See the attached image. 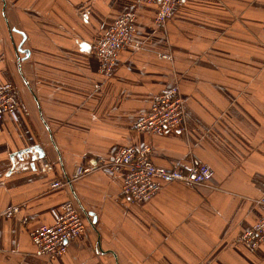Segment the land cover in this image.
Returning <instances> with one entry per match:
<instances>
[{
    "label": "crops",
    "instance_id": "0c3cea01",
    "mask_svg": "<svg viewBox=\"0 0 264 264\" xmlns=\"http://www.w3.org/2000/svg\"><path fill=\"white\" fill-rule=\"evenodd\" d=\"M157 8L0 0V86L17 104L0 119V264H264V243L238 240L264 197V0H180L162 26ZM123 11L135 17L132 44L105 77L92 47ZM174 86L185 128L134 129L153 96ZM145 145L156 166L208 165L207 183L172 181L136 203L121 193L124 169L75 175ZM55 179L65 185L52 189ZM68 200L84 231L63 255L36 253L30 231L52 224Z\"/></svg>",
    "mask_w": 264,
    "mask_h": 264
},
{
    "label": "built area",
    "instance_id": "2783aa9c",
    "mask_svg": "<svg viewBox=\"0 0 264 264\" xmlns=\"http://www.w3.org/2000/svg\"><path fill=\"white\" fill-rule=\"evenodd\" d=\"M146 3L157 1L158 8L155 14V23L164 25L171 17L180 0H141ZM134 14L131 11L121 12L113 24L100 32L92 51L99 60V73L108 77L113 71L119 51L132 44ZM138 47V44H134ZM17 104L14 101L9 84L0 86V119L5 113H14ZM186 112L183 99L177 86L162 91L153 96L149 113L138 118L134 129L152 134H163L171 131H180L185 128ZM151 148L145 145L141 148L132 146L121 147L112 161L100 162L93 166L79 165L76 177L85 175L94 170H102L109 175L124 169L121 181V193L131 202L141 203L150 199L165 183L183 181L193 185H205L211 174L210 167L202 163H193L188 167L175 166L165 168L156 166L150 159ZM43 171L52 169L49 161H42ZM65 185V181L55 179L51 183L52 189ZM262 205V214L253 227L242 233L238 240L251 248H258L264 243V197L259 200ZM258 202V203H259ZM18 207H10L5 211L7 215H14ZM85 229V220L78 206L73 200L60 205L55 212L54 222L50 225L42 224L29 233L36 253L51 258L63 255L67 251L68 242L82 233Z\"/></svg>",
    "mask_w": 264,
    "mask_h": 264
},
{
    "label": "water",
    "instance_id": "95a60500",
    "mask_svg": "<svg viewBox=\"0 0 264 264\" xmlns=\"http://www.w3.org/2000/svg\"><path fill=\"white\" fill-rule=\"evenodd\" d=\"M19 51H21V49H20V47H19V49H18ZM25 52V51H24ZM29 151H31L30 149H29ZM21 154V151L20 152H17V153H15V155L16 156H20V158L22 157V155H20ZM39 157H44V155H43V153L42 152H40L39 151ZM33 158V157H32Z\"/></svg>",
    "mask_w": 264,
    "mask_h": 264
},
{
    "label": "rangeland",
    "instance_id": "374dc122",
    "mask_svg": "<svg viewBox=\"0 0 264 264\" xmlns=\"http://www.w3.org/2000/svg\"><path fill=\"white\" fill-rule=\"evenodd\" d=\"M165 184H166V183H165ZM262 197H263V196H262ZM262 197H260L259 199H257L256 202L258 203L259 200H260ZM258 204H260V202H259ZM260 205H261V204H260ZM261 207H262V205H261ZM255 222H256V221H255ZM244 245H245V244H244ZM246 246H247V245H246ZM248 247H249V246H248ZM250 248H251V247H250ZM251 249H254V250H255V249H257V248H251Z\"/></svg>",
    "mask_w": 264,
    "mask_h": 264
}]
</instances>
